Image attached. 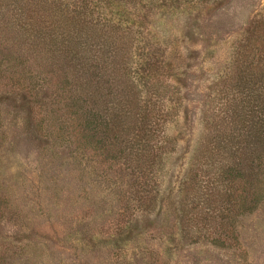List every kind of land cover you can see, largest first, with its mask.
Here are the masks:
<instances>
[{"label": "rangeland", "instance_id": "obj_1", "mask_svg": "<svg viewBox=\"0 0 264 264\" xmlns=\"http://www.w3.org/2000/svg\"><path fill=\"white\" fill-rule=\"evenodd\" d=\"M169 8L162 19L152 13L144 21L146 33L162 37L159 45L149 42V55L161 62L156 84L167 86L171 100L166 153L143 179L155 199L150 209L135 201L136 173L121 161L103 162L54 142L44 133L50 128L39 131L36 124L44 108L30 110L6 75L0 80L2 264H264V178L263 199L251 215L233 224L219 220L230 204L220 175L224 156L217 149L208 158L204 148L211 122L238 101L230 80L246 49L240 45L263 22L264 0ZM257 40L261 47L264 26ZM45 69H32L31 82L43 84L50 102L61 87ZM235 188L242 195L243 183Z\"/></svg>", "mask_w": 264, "mask_h": 264}, {"label": "trees", "instance_id": "obj_2", "mask_svg": "<svg viewBox=\"0 0 264 264\" xmlns=\"http://www.w3.org/2000/svg\"><path fill=\"white\" fill-rule=\"evenodd\" d=\"M194 1L0 0V80L6 75L30 110L48 107L36 124L39 131L49 127L44 133L54 142L68 143L76 153L88 150L103 162L121 161L131 176L136 173L135 201L145 209L155 199L143 189V179L152 177L166 153L163 128L171 100L167 86L156 84L161 62L149 55V42L159 45L162 37L146 33L144 21ZM263 26L264 19L240 45L246 49L237 54L230 80L238 101L211 122L204 143L208 158L218 150L224 156L220 175L230 189L229 214L215 218L232 224L263 199L258 186L264 178V40L257 46ZM43 67L61 87L50 102L43 84L31 82L32 69Z\"/></svg>", "mask_w": 264, "mask_h": 264}]
</instances>
